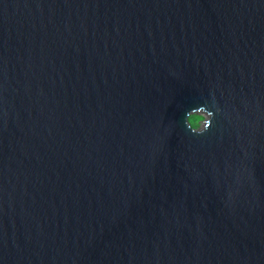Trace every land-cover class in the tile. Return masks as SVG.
<instances>
[{"label": "water", "instance_id": "obj_1", "mask_svg": "<svg viewBox=\"0 0 264 264\" xmlns=\"http://www.w3.org/2000/svg\"><path fill=\"white\" fill-rule=\"evenodd\" d=\"M0 264H264V0H0Z\"/></svg>", "mask_w": 264, "mask_h": 264}, {"label": "rangeland", "instance_id": "obj_2", "mask_svg": "<svg viewBox=\"0 0 264 264\" xmlns=\"http://www.w3.org/2000/svg\"><path fill=\"white\" fill-rule=\"evenodd\" d=\"M197 115L201 116V118H198ZM201 120H202V115L199 113H191L188 115V122L191 127H197Z\"/></svg>", "mask_w": 264, "mask_h": 264}, {"label": "clouds", "instance_id": "obj_3", "mask_svg": "<svg viewBox=\"0 0 264 264\" xmlns=\"http://www.w3.org/2000/svg\"><path fill=\"white\" fill-rule=\"evenodd\" d=\"M200 107H203L205 109V111L207 112V121L206 123L204 124V126L199 130V131H194V132H202L204 130H206L209 126H210V122H211V118L213 117V112L208 110L207 108H205L204 106H200Z\"/></svg>", "mask_w": 264, "mask_h": 264}, {"label": "trees", "instance_id": "obj_4", "mask_svg": "<svg viewBox=\"0 0 264 264\" xmlns=\"http://www.w3.org/2000/svg\"><path fill=\"white\" fill-rule=\"evenodd\" d=\"M198 116V118H201V116H199V115H197Z\"/></svg>", "mask_w": 264, "mask_h": 264}]
</instances>
